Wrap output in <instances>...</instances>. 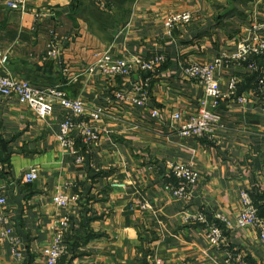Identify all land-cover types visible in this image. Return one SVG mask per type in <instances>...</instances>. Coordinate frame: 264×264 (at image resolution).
<instances>
[{
    "label": "crops",
    "instance_id": "obj_1",
    "mask_svg": "<svg viewBox=\"0 0 264 264\" xmlns=\"http://www.w3.org/2000/svg\"><path fill=\"white\" fill-rule=\"evenodd\" d=\"M184 12L192 15L190 23L165 27L171 15ZM263 21L264 0H26L24 10L0 0V72L82 100L85 113L73 120L90 122L99 135L89 143L75 133V146L65 148L58 136L68 112L59 103L42 117L16 97L0 95V191L12 229L6 234L0 224V264H47L44 249L65 217L70 227L61 264H226L227 248L248 264H264L258 229L236 225L243 190L264 217L262 74L220 67V89L226 92L237 75L246 100L217 107L204 86L184 74L188 64L237 51ZM53 34L59 51L48 57ZM97 51L129 60L162 53L165 62L151 74L134 66L130 77L111 79L89 71ZM253 59L264 72V55ZM148 75L149 105L161 111L157 120L115 95ZM204 101L223 127L213 137L182 136L181 125ZM98 108L103 113L95 121ZM177 111L181 120L172 118ZM172 163L199 173L189 199H176L169 189L184 184ZM33 168L38 178L26 183ZM57 194L69 198L66 207L54 202ZM199 215L206 221L196 220ZM210 224L221 228L226 243L209 241Z\"/></svg>",
    "mask_w": 264,
    "mask_h": 264
},
{
    "label": "built area",
    "instance_id": "obj_2",
    "mask_svg": "<svg viewBox=\"0 0 264 264\" xmlns=\"http://www.w3.org/2000/svg\"><path fill=\"white\" fill-rule=\"evenodd\" d=\"M26 0H6V4L13 10L23 9ZM45 14V13H44ZM41 17V15H38ZM192 19L190 13L176 14L171 16L167 22V27H173L179 22L188 23ZM255 30L264 32V22L257 25ZM47 51L48 57H56L59 51V40L56 35H52ZM264 54V36L255 33L253 40L243 42L239 49L232 53H222L212 62L207 64H192L185 68L187 77L196 79L205 86L206 95L211 99L212 105L217 107L223 100H232L244 102V96L238 93L239 77L233 75L229 78L228 88L226 92L220 89V84L216 78L217 70L224 65H234L236 67L246 68L250 73L255 72L262 74L258 83L264 85V72L262 67L253 59L255 55ZM5 60V59H4ZM164 61L163 55H155L147 60L142 58H134V60L115 58L110 51L98 52L95 54V62L90 66L89 71L93 72L98 69L108 78H116L117 76L130 77L134 66H138L143 70L153 71ZM0 95L5 97H16L19 102L27 103L37 110L40 116L45 117L54 109L56 103H59L68 114L61 123L60 133L58 136L60 144L65 148H73L75 146V133H80L82 138L89 143H96L99 138L98 132L90 122L76 123L73 117L81 116L85 113V104L80 99L68 97V95L56 87L40 88L34 86L30 81L10 76L0 72ZM116 97L120 100L132 102L133 104L146 108L149 100V82L142 80L133 82L128 90H119ZM130 100V101H129ZM205 101L203 105H205ZM103 113L102 108H98L91 114V118L95 121L101 119ZM152 119L157 120L161 117V111L158 109L149 110ZM173 120H181L183 114L176 112L172 116ZM222 118L219 114L205 107L198 110L197 113L191 115L187 122L183 123L179 129V133L184 137L191 136H210L215 135L217 128H222ZM2 166L0 165V170ZM172 173L178 179L184 182L183 185L174 187L169 186L176 199H189L190 188L198 182L199 173L190 165L183 163L170 164ZM38 178L37 169L33 168L24 176L26 183H31ZM124 186L123 184H116ZM54 202L60 207H66L69 198L62 194L53 196ZM242 207L236 221V225L240 228L254 226L258 229L261 242L264 244V217L259 215L258 209L254 203L253 197L248 190L241 192ZM227 223V219L220 217ZM198 221L205 222V216L199 215ZM0 224L5 227L6 234H11L10 227L11 217L7 209V196L0 191ZM70 227V220L65 217L58 224V231L55 241L44 249V256L47 264H61V258L66 251L65 235ZM207 236L212 244L220 245L226 243L221 228L216 224H210L207 229ZM17 239V238H16ZM14 239V252L17 255L18 240ZM226 264L236 262L238 264H248L241 256L234 253L230 249H226ZM153 264H165L161 260H155Z\"/></svg>",
    "mask_w": 264,
    "mask_h": 264
},
{
    "label": "rangeland",
    "instance_id": "obj_3",
    "mask_svg": "<svg viewBox=\"0 0 264 264\" xmlns=\"http://www.w3.org/2000/svg\"><path fill=\"white\" fill-rule=\"evenodd\" d=\"M184 13H189V12H184ZM178 14H183V13H178ZM174 15H176V14H174ZM171 16H173V15H171ZM171 16H170V17H171ZM170 17H169V18H170ZM169 18H168V19H169ZM168 19H167V20H168ZM167 20H166V22H167ZM191 21H192V19H191ZM191 21H190V22H191ZM166 22H165V27H166V28H171V27H167ZM190 22H188V23H190ZM263 22H264V21H263ZM261 23H262V22H261ZM261 23H259V24H261ZM177 24H187V23L179 22V23H177ZM259 24H258V25H259ZM175 25H176V24H175ZM175 25H174V26H175ZM253 32H254V34L257 33L258 35L264 36V32H260V31L257 32V31L255 30V28H254V31H253ZM98 52H104V51H97L96 53H98ZM96 53H95V54H96ZM221 54H222V53H221ZM221 54H220V55H221ZM155 55H163V54H162V53H156V54H154L153 56H155ZM220 55H219V56H220ZM262 55H264V54H262ZM153 56H150L149 58H151V57H153ZM163 56H164V55H163ZM255 56H256V55H255ZM217 57H218V56H217ZM217 57H216V58H217ZM149 58H142V59L147 60V59H149ZM253 58H254V56H253ZM214 59H215V58H214ZM130 60H134V58H131ZM254 60H255V59H254ZM212 61H213V60H212ZM212 61H211V62H212ZM164 62H165V56H164V61H163V62H162V63H161L156 69H154L153 71H147V70H143V69L140 68V67H139V68H140V70H141L142 72H144V73H146V74H151V73L155 72L156 70H158V68H160V67L164 64ZM195 63H196V64H207V63L193 62V63H191V64H188L187 66L192 65V64H195ZM208 63H210V62H208ZM187 66H185V68H186ZM185 68H184V74H185ZM185 76H186V74H185ZM186 77H187V76H186ZM187 78H189V77H187ZM189 79H192V78H189ZM144 80H148V82H149V100H148V103H147V106H146V109H148V113H149V110H152V109H154V108L160 110V109L157 108V107H151V106L149 105V104H150V101H151V94H150V86H151V83H150V76L148 75V77L144 78ZM192 80H195L196 82H199V81L196 80V79H192ZM132 83H133V82H132ZM199 83H200L201 85H203L201 82H199ZM203 86H204V85H203ZM204 88H205V86H204ZM205 91H206V90H205ZM211 103H212V102H211ZM202 104H203V103H202ZM212 106H213V105H212ZM203 107H205V106L203 105L202 108H203ZM205 108H207V107H205ZM200 109H201V108H200ZM200 109H199V110H200ZM207 109H208V108H207ZM177 112H181V111H177ZM175 113H176V112H175ZM175 113H174V114H175ZM181 113H182V112H181ZM182 114H183V113H182ZM192 115H193V114H192ZM190 116H191V115H190ZM190 116H188V118L185 120V122L188 121V119H189ZM149 117L151 118L150 114H149ZM151 119H152V118H151ZM152 120H154V119H152ZM185 122H184V123H185Z\"/></svg>",
    "mask_w": 264,
    "mask_h": 264
},
{
    "label": "trees",
    "instance_id": "obj_4",
    "mask_svg": "<svg viewBox=\"0 0 264 264\" xmlns=\"http://www.w3.org/2000/svg\"><path fill=\"white\" fill-rule=\"evenodd\" d=\"M254 75H256V74H254ZM239 89V88H238ZM65 241H66V238H65Z\"/></svg>",
    "mask_w": 264,
    "mask_h": 264
}]
</instances>
